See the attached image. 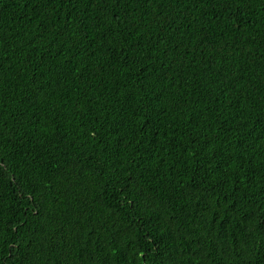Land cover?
<instances>
[{"label":"trees","instance_id":"obj_1","mask_svg":"<svg viewBox=\"0 0 264 264\" xmlns=\"http://www.w3.org/2000/svg\"><path fill=\"white\" fill-rule=\"evenodd\" d=\"M0 264H264V0H0Z\"/></svg>","mask_w":264,"mask_h":264}]
</instances>
